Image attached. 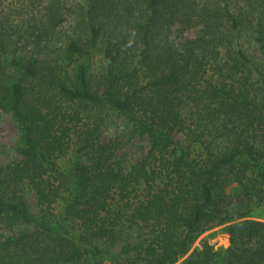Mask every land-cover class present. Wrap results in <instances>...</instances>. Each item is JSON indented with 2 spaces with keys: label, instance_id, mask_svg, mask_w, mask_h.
<instances>
[{
  "label": "trees",
  "instance_id": "16d2710c",
  "mask_svg": "<svg viewBox=\"0 0 264 264\" xmlns=\"http://www.w3.org/2000/svg\"><path fill=\"white\" fill-rule=\"evenodd\" d=\"M22 11L0 9V111L19 130L0 264H264V0ZM111 117L146 141L136 159L103 140ZM210 226L229 245L189 253Z\"/></svg>",
  "mask_w": 264,
  "mask_h": 264
},
{
  "label": "rangeland",
  "instance_id": "374dc122",
  "mask_svg": "<svg viewBox=\"0 0 264 264\" xmlns=\"http://www.w3.org/2000/svg\"><path fill=\"white\" fill-rule=\"evenodd\" d=\"M22 5H24V0H0V9H11L17 13L23 12ZM17 20L15 19L16 23ZM196 33L197 29H193L184 32L183 36L193 37ZM124 132L122 121L116 117H111L102 128V138L105 141L117 138L121 142V149L118 151L117 157L124 162H129L145 151L147 143L145 140L140 139L128 140ZM18 135L19 130L11 114L0 111V166L15 158V144ZM202 240H206L215 249L225 248L229 245L228 235L223 230V226H210L198 237L189 253L194 248L199 247ZM182 260L176 264H181Z\"/></svg>",
  "mask_w": 264,
  "mask_h": 264
}]
</instances>
